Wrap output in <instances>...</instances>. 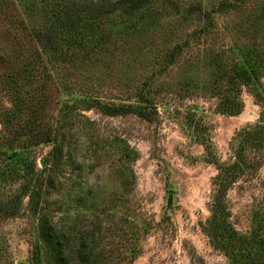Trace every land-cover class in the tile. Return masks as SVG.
Instances as JSON below:
<instances>
[{
    "label": "rangeland",
    "instance_id": "374dc122",
    "mask_svg": "<svg viewBox=\"0 0 264 264\" xmlns=\"http://www.w3.org/2000/svg\"><path fill=\"white\" fill-rule=\"evenodd\" d=\"M113 2L0 0V264H47L40 215L88 264H236L209 220L220 169L264 123V0ZM38 118L55 143L33 145ZM247 158L224 200L249 237L264 151Z\"/></svg>",
    "mask_w": 264,
    "mask_h": 264
},
{
    "label": "trees",
    "instance_id": "16d2710c",
    "mask_svg": "<svg viewBox=\"0 0 264 264\" xmlns=\"http://www.w3.org/2000/svg\"><path fill=\"white\" fill-rule=\"evenodd\" d=\"M242 1V0H239ZM153 0H114L113 3L109 4L110 11L120 10L123 13L139 12V10L145 5H150ZM222 5H230L229 2H223ZM192 9H195L192 7ZM193 11V10H192ZM107 10H101L98 15L109 13ZM136 12V13H137ZM99 17V16H98ZM92 25V24H89ZM89 27V26H88ZM45 41L52 48L56 49L59 43L56 37L57 31L54 28L50 30H44ZM39 34V35H40ZM58 34V33H57ZM60 35V34H58ZM78 46H81L78 43ZM174 57V52L170 55V59ZM172 60H170L171 62ZM236 93V91L234 92ZM142 98V97H141ZM42 101V100H41ZM40 103V102H39ZM238 106L237 104L235 107ZM227 108L225 113L228 115H237L240 112V108H233L231 105L223 106ZM129 111L137 114L138 116L146 119L145 109L142 107H130V108H112L109 112L111 116L128 113ZM39 125L36 126L34 133L30 134L33 145L51 144L55 143L56 137L53 134L51 127H44L41 118H38ZM264 123L262 122L248 128L244 131L243 138L240 141L236 153V160L229 167L220 169L219 176L216 180L222 184V188L215 197L212 204V214L209 220L210 232L209 237L211 238L214 245L220 250L227 251L229 255L234 253V259L239 256L240 259L233 260V263L249 264L251 260L254 264H264V211H257L252 216V222L254 228L250 236L237 233L233 230L228 223V212L224 200V195L228 189V186L234 182V180L243 173L246 167L247 150H258L264 151ZM44 127L42 128L41 127ZM20 136V135H19ZM28 140H26L27 142ZM26 193L22 192V195ZM38 230L39 237L42 239L45 245V257L47 264H75L78 261H84L82 264H88L89 258L85 255L84 251H73L69 245L60 239L54 238L55 233L51 220L45 215H40L38 219ZM80 249V248H79ZM77 249V250H79ZM69 250V251H68ZM73 254V255H72ZM236 256V257H235Z\"/></svg>",
    "mask_w": 264,
    "mask_h": 264
}]
</instances>
